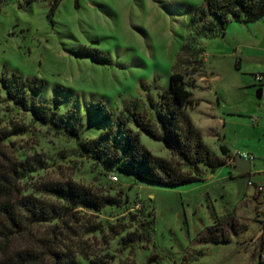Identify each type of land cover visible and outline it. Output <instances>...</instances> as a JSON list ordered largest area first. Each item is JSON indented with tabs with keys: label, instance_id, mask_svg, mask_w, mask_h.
I'll return each instance as SVG.
<instances>
[{
	"label": "rangeland",
	"instance_id": "obj_1",
	"mask_svg": "<svg viewBox=\"0 0 264 264\" xmlns=\"http://www.w3.org/2000/svg\"><path fill=\"white\" fill-rule=\"evenodd\" d=\"M54 1L0 0V150L42 161L23 181L29 192L44 180L71 179L128 197L121 207L78 215L81 236L88 225L104 226L103 233L83 236L100 264H148L155 255L160 259L152 264H261L264 202L248 181L264 183V17L253 23L230 19L224 34L205 37L192 25L205 0H61L52 12ZM193 36L191 50L205 49L197 58L190 49L182 51ZM96 52L106 60L97 62L90 54ZM14 73L44 82L37 102L51 117L55 111L56 121L69 114L66 126L77 124L85 140L113 129L90 107L102 100L114 119L165 159L172 156L166 143L141 132L130 115L140 112L157 122L170 77L181 73L199 102L188 113L205 143L227 162L232 157L222 156L221 146L254 156L251 175L223 166L205 170L202 181L170 188L106 174L78 151L75 140L8 99L2 81ZM115 132L121 137L118 127ZM145 219L155 220L150 243L128 247ZM211 228L229 241L205 242Z\"/></svg>",
	"mask_w": 264,
	"mask_h": 264
},
{
	"label": "trees",
	"instance_id": "obj_2",
	"mask_svg": "<svg viewBox=\"0 0 264 264\" xmlns=\"http://www.w3.org/2000/svg\"><path fill=\"white\" fill-rule=\"evenodd\" d=\"M60 1H54L52 12ZM209 17H214L216 22H209ZM263 17L264 0H205L196 8L192 25L198 28V35L211 37L224 34L230 19L253 23ZM195 39L191 37L182 51L191 50ZM192 53L197 58L205 53V49L199 48ZM90 54L97 62L106 60V56L99 52ZM2 83L11 102L31 112L41 123L75 140L78 151L99 164L106 174L118 173L137 182L174 188L202 181L205 170L214 173L227 165L224 158L211 151L193 123L188 111L199 106V102L193 99L185 75L181 73L170 77L169 91L162 96L157 122L140 112H131L130 115L141 132L166 143L172 155L170 159L152 154L141 143L138 133L127 128L123 120L114 119L112 111L102 100L90 107L95 113L102 114L113 129L85 140L77 124L66 126L72 121L69 114L56 121L53 117L56 112L52 111L51 117L48 110L37 102L35 96L43 92L44 82L14 73L3 78ZM115 127L122 133L121 137L116 135ZM220 151L222 156L229 153L226 146H221ZM41 163L35 156L19 160L0 150V264H80L79 256L89 264L102 263L101 258L87 251L83 236L103 233L104 226L88 225L81 236L78 215L83 211L100 214L108 207H121L128 197L124 198L122 191L110 195L102 188L84 186L71 179L44 180L32 185L29 192L23 181ZM60 220L61 226L57 224ZM155 228L154 219L143 220L138 239L128 247L135 249L137 245L150 243ZM203 240L221 243L228 242L229 238L211 228ZM159 259L155 255L148 264ZM261 264L264 261L261 260Z\"/></svg>",
	"mask_w": 264,
	"mask_h": 264
},
{
	"label": "built area",
	"instance_id": "obj_3",
	"mask_svg": "<svg viewBox=\"0 0 264 264\" xmlns=\"http://www.w3.org/2000/svg\"><path fill=\"white\" fill-rule=\"evenodd\" d=\"M255 79L258 83L263 81V76L262 75H257L255 76ZM258 118H253L252 122L253 123H257ZM240 156H242L245 159H249L251 162L255 159L254 156L246 154V153H242L240 154ZM115 181H117V178H113ZM248 186L249 187H254L256 190L257 195L262 198V201L264 202V184H257L253 181H248ZM264 204V203H263ZM261 260L264 261V256H261Z\"/></svg>",
	"mask_w": 264,
	"mask_h": 264
},
{
	"label": "water",
	"instance_id": "obj_4",
	"mask_svg": "<svg viewBox=\"0 0 264 264\" xmlns=\"http://www.w3.org/2000/svg\"><path fill=\"white\" fill-rule=\"evenodd\" d=\"M261 96H262V90H259L258 98L260 99ZM231 171L239 175L249 174L251 171V161L249 159H245L242 156L238 155L235 158Z\"/></svg>",
	"mask_w": 264,
	"mask_h": 264
},
{
	"label": "crops",
	"instance_id": "obj_5",
	"mask_svg": "<svg viewBox=\"0 0 264 264\" xmlns=\"http://www.w3.org/2000/svg\"><path fill=\"white\" fill-rule=\"evenodd\" d=\"M260 123V119H258V121H257V123H253L254 125H257V124H259ZM227 150H228V155H230L232 158L231 159H229V161L227 162V165H225V166H228V167H230V168H232L233 167V164H234V161H235V158H236V156H238V155H233L232 154V152H231V150L227 147ZM249 154V153H248ZM251 155V154H250ZM258 171V170H257ZM251 172H252V162H251V171H250V173H249V175H251ZM256 172V171H255ZM239 175V174H238ZM255 183H257V184H264L263 182H258V181H254ZM254 196H258L257 194H254ZM259 197V196H258ZM261 235L263 234V233H260Z\"/></svg>",
	"mask_w": 264,
	"mask_h": 264
}]
</instances>
